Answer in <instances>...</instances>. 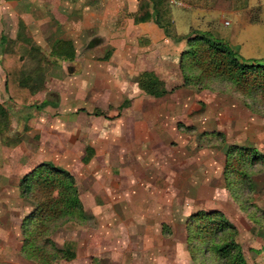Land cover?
Instances as JSON below:
<instances>
[{
    "label": "crops",
    "instance_id": "obj_1",
    "mask_svg": "<svg viewBox=\"0 0 264 264\" xmlns=\"http://www.w3.org/2000/svg\"><path fill=\"white\" fill-rule=\"evenodd\" d=\"M137 6L138 0H0V34L14 38L22 20L27 35L53 61L44 83L31 94L27 105L8 101L13 113L11 128L0 144V264H29L19 251L21 222L29 210L19 184L35 165L53 163L68 170L78 183L74 162L84 163L87 148L93 154L95 148V157L87 163L102 155L106 160L113 156L119 162L134 163L151 160L150 156L161 153L159 149H170L160 130L175 123L171 122L174 115L197 131L221 128L216 107L219 96L214 99L213 92L181 87L153 97L138 86L139 74L144 71L154 72L166 89L169 79L179 80L178 59L191 31L207 32L227 42L243 60L264 59V29L249 21L250 7L228 10L210 0L207 9L174 10L171 3L181 36L177 41L168 38L154 21L134 24L125 17ZM228 12L243 19L228 34H219L213 17ZM102 46H108L109 52L95 56ZM33 65L26 60L24 71ZM4 80L0 65L1 87ZM96 111L102 114H94ZM103 144L108 153L98 152ZM197 146L187 142L186 153L199 152L196 159H203L206 151ZM79 196L86 209L97 205L92 199L86 202L81 192Z\"/></svg>",
    "mask_w": 264,
    "mask_h": 264
},
{
    "label": "rangeland",
    "instance_id": "obj_2",
    "mask_svg": "<svg viewBox=\"0 0 264 264\" xmlns=\"http://www.w3.org/2000/svg\"><path fill=\"white\" fill-rule=\"evenodd\" d=\"M213 1L222 8L236 9L235 0ZM245 1V7H250L249 21L264 29V0ZM170 2L174 10L196 8L180 0ZM242 19L229 12L222 17L215 15L213 26L219 34H228ZM178 22L179 31L183 32ZM201 33L193 30L189 35ZM108 52V46H102L95 56ZM177 76L179 80L169 79L166 84L169 89L181 83L179 69ZM212 83L219 89L181 87L208 90L214 93V99L219 96L215 104L221 128L211 129L219 132L211 136L216 138L206 136L199 140L202 131L210 130L197 131L188 122L178 121L179 115H174L171 122L175 123L166 124L167 128L160 130L170 149H159L161 153L150 156L151 160L119 162L113 156L106 160L102 155L91 163L74 162L79 192L86 202L92 199L97 205L91 209L84 207L83 221L69 220L51 229L49 237L55 245L62 247L68 243L75 253L73 258L54 264H229L206 245L203 247L194 240L197 245L190 246L186 221L198 211H219L234 230L220 233L219 239L236 243L247 264H264V157L245 166L248 181L235 196L227 187L223 173L230 145L252 147L264 156V105L255 100L247 104L244 98L233 94L232 87L225 82ZM141 105L147 106V103ZM203 106L202 103L201 109ZM92 120L98 127L94 116ZM189 141L205 149L203 159H196L199 152L188 150L186 153L185 144ZM106 146H99L98 152L108 153ZM115 148L113 146V150ZM92 156L93 159L95 148ZM27 201L29 210L25 215L34 207L32 201ZM21 256L29 264H39Z\"/></svg>",
    "mask_w": 264,
    "mask_h": 264
},
{
    "label": "trees",
    "instance_id": "obj_3",
    "mask_svg": "<svg viewBox=\"0 0 264 264\" xmlns=\"http://www.w3.org/2000/svg\"><path fill=\"white\" fill-rule=\"evenodd\" d=\"M180 1L200 9H206L210 4V0ZM245 6V0H235L236 9ZM125 17L131 18L134 24L154 21L168 38L181 39L177 34L170 0H138L136 11L125 13ZM26 60L34 64L27 72L23 69ZM52 64L53 61L27 35L22 20L18 22L14 38L0 34V65L5 73L4 84L0 86V144L11 128L13 113L8 101L16 106L27 105L31 94L44 83ZM178 69L181 83L171 89H166L163 81L152 71L139 74L138 86L150 96L162 97L179 86L193 85L218 90L212 82L220 81L229 84L233 94L244 98L247 104L249 100H255L264 105V60H243L227 42L207 32L186 37V48L180 52ZM42 106L37 105L38 108ZM94 114L102 113L96 111ZM216 134L219 132L206 131L200 133L198 138H216L211 137ZM92 154V149L87 148L83 162H88ZM263 157L252 147H228L223 173L232 195L238 194L247 184L245 166ZM19 189L23 198L34 203L31 212L21 222L20 253L39 264H54L64 258H73L75 253L70 244L58 247L49 237L51 229L61 222L84 220V206L73 175L53 163L41 162L21 177ZM186 227L191 247L196 246L197 241L229 264H247L236 243L219 239L220 233L234 232L219 211L195 212L188 217Z\"/></svg>",
    "mask_w": 264,
    "mask_h": 264
},
{
    "label": "built area",
    "instance_id": "obj_4",
    "mask_svg": "<svg viewBox=\"0 0 264 264\" xmlns=\"http://www.w3.org/2000/svg\"><path fill=\"white\" fill-rule=\"evenodd\" d=\"M226 23H228V22H226Z\"/></svg>",
    "mask_w": 264,
    "mask_h": 264
}]
</instances>
